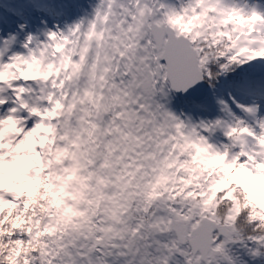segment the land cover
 Wrapping results in <instances>:
<instances>
[{
	"label": "snow or ice",
	"instance_id": "6c2138e0",
	"mask_svg": "<svg viewBox=\"0 0 264 264\" xmlns=\"http://www.w3.org/2000/svg\"><path fill=\"white\" fill-rule=\"evenodd\" d=\"M0 264H264V0H0Z\"/></svg>",
	"mask_w": 264,
	"mask_h": 264
}]
</instances>
